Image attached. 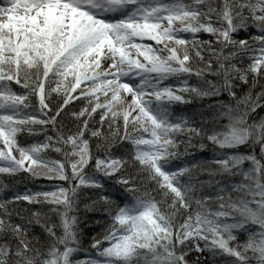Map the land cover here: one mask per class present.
<instances>
[{"label": "snow or ice", "instance_id": "obj_1", "mask_svg": "<svg viewBox=\"0 0 264 264\" xmlns=\"http://www.w3.org/2000/svg\"><path fill=\"white\" fill-rule=\"evenodd\" d=\"M0 264H264V0H0Z\"/></svg>", "mask_w": 264, "mask_h": 264}, {"label": "trees", "instance_id": "obj_2", "mask_svg": "<svg viewBox=\"0 0 264 264\" xmlns=\"http://www.w3.org/2000/svg\"><path fill=\"white\" fill-rule=\"evenodd\" d=\"M39 182H40V183H44L43 180H41V181H39ZM85 230L88 231L89 233H90L91 231H93V230H97V231H98V229H93L91 226H87L86 224H85Z\"/></svg>", "mask_w": 264, "mask_h": 264}, {"label": "rangeland", "instance_id": "obj_3", "mask_svg": "<svg viewBox=\"0 0 264 264\" xmlns=\"http://www.w3.org/2000/svg\"><path fill=\"white\" fill-rule=\"evenodd\" d=\"M45 182V181H44Z\"/></svg>", "mask_w": 264, "mask_h": 264}]
</instances>
